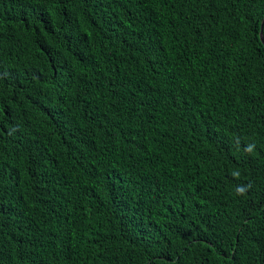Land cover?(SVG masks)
I'll return each mask as SVG.
<instances>
[{
    "label": "trees",
    "instance_id": "1",
    "mask_svg": "<svg viewBox=\"0 0 264 264\" xmlns=\"http://www.w3.org/2000/svg\"><path fill=\"white\" fill-rule=\"evenodd\" d=\"M263 17L0 0V264H264Z\"/></svg>",
    "mask_w": 264,
    "mask_h": 264
},
{
    "label": "clouds",
    "instance_id": "2",
    "mask_svg": "<svg viewBox=\"0 0 264 264\" xmlns=\"http://www.w3.org/2000/svg\"><path fill=\"white\" fill-rule=\"evenodd\" d=\"M234 175H238V173H234ZM247 186L245 185H238L236 187V194L243 195L246 192Z\"/></svg>",
    "mask_w": 264,
    "mask_h": 264
},
{
    "label": "water",
    "instance_id": "3",
    "mask_svg": "<svg viewBox=\"0 0 264 264\" xmlns=\"http://www.w3.org/2000/svg\"><path fill=\"white\" fill-rule=\"evenodd\" d=\"M263 20H264V17L262 18V20H261V24H260V30H259V39H260V41H263V38H262V34H261V28H262V22H263Z\"/></svg>",
    "mask_w": 264,
    "mask_h": 264
}]
</instances>
